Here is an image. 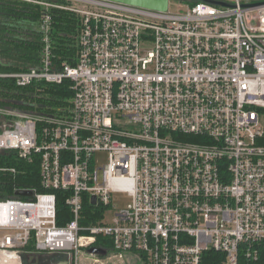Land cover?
<instances>
[{"label":"built area","instance_id":"1","mask_svg":"<svg viewBox=\"0 0 264 264\" xmlns=\"http://www.w3.org/2000/svg\"><path fill=\"white\" fill-rule=\"evenodd\" d=\"M20 1L42 6V45L36 65L0 69V81L13 83L0 97V153L39 162L46 191L0 194V264H25L30 245L67 254L69 264L95 246L115 264L129 256L135 264H204L210 251L220 264H257L264 3L188 0L172 10L169 0L164 11L114 0ZM53 8L81 18L74 64L54 61ZM67 80L72 97L57 110L23 97L28 86ZM3 172L25 174L10 164ZM57 190L73 216L62 225ZM119 192L130 202L108 220ZM86 203L102 216L89 221L97 213Z\"/></svg>","mask_w":264,"mask_h":264},{"label":"trees","instance_id":"2","mask_svg":"<svg viewBox=\"0 0 264 264\" xmlns=\"http://www.w3.org/2000/svg\"><path fill=\"white\" fill-rule=\"evenodd\" d=\"M42 6L20 0H0V69L21 70L39 63L41 50V30L39 23L42 15ZM52 14V43L54 61L56 64L62 62L76 63L78 52V36L81 27V18L75 12L62 8H53ZM13 83L8 80L0 81V97H8V89H12ZM69 81L62 85L39 83L24 88L23 97L25 99H37L38 102L48 106L52 110L69 103L72 91ZM4 104V101H1ZM264 143V138L261 140ZM8 152L0 153V165H17L25 174L14 177L11 173L0 174V194L1 196H15L16 188H27L35 191H46L40 180L39 162L28 163L6 159ZM58 216L60 225L66 224L73 218L66 196L63 191L57 190ZM27 199V198H23ZM96 211V215L88 216L91 220H96L102 216L101 209L86 203V211L91 214ZM24 253V262L30 264L33 257L45 254V258L53 259L51 263L63 258L60 253L40 252L34 253L32 246H28ZM222 255L217 252H207L204 264H220ZM257 264H264V244L260 250V259Z\"/></svg>","mask_w":264,"mask_h":264},{"label":"rangeland","instance_id":"3","mask_svg":"<svg viewBox=\"0 0 264 264\" xmlns=\"http://www.w3.org/2000/svg\"><path fill=\"white\" fill-rule=\"evenodd\" d=\"M181 1H188V0H171L170 1L171 9L176 10V7ZM246 1H249L251 3H256V2H263L264 0H246ZM105 159H106V154H102L101 162H104ZM129 202H130V196L128 193L126 192L115 193L113 196V207L107 210V219L112 220L114 212L116 210H121L126 208ZM63 255H64L63 258L58 259V261L56 259L55 262H59L62 260H68V262H70V256L67 254H63ZM45 256H46L45 254H39L34 256L32 258L33 261H31L30 264H52L51 261H53V259L45 258ZM83 256H84L83 261H80L79 264H115L117 261V259L113 257V254L110 251L106 255L91 253ZM129 258L132 261V264H135V262L137 261L135 256H129ZM130 260L128 259L129 264H130ZM25 264H29L28 261L27 262L25 261Z\"/></svg>","mask_w":264,"mask_h":264},{"label":"water","instance_id":"4","mask_svg":"<svg viewBox=\"0 0 264 264\" xmlns=\"http://www.w3.org/2000/svg\"><path fill=\"white\" fill-rule=\"evenodd\" d=\"M114 1L137 5V6L146 7V8H151V9L164 10V11L167 10L169 7V0H114ZM209 1L221 3L216 0H209ZM262 3H264V1L256 2V3H249V4H246V6H256ZM16 194L19 196H33L34 192L28 191V190H17ZM96 200L97 198L96 196H94L93 203H96ZM89 252L95 253V254H101V255H106L108 253L106 248L96 247V246L90 248ZM55 264H69V262L68 260H62Z\"/></svg>","mask_w":264,"mask_h":264},{"label":"flooded vegetation","instance_id":"5","mask_svg":"<svg viewBox=\"0 0 264 264\" xmlns=\"http://www.w3.org/2000/svg\"><path fill=\"white\" fill-rule=\"evenodd\" d=\"M55 263H57V262H53V264H55Z\"/></svg>","mask_w":264,"mask_h":264}]
</instances>
